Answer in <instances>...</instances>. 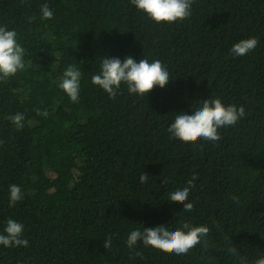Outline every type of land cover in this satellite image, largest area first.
<instances>
[{
  "label": "trees",
  "instance_id": "16d2710c",
  "mask_svg": "<svg viewBox=\"0 0 264 264\" xmlns=\"http://www.w3.org/2000/svg\"><path fill=\"white\" fill-rule=\"evenodd\" d=\"M45 3L54 12L50 20L42 16ZM4 26L17 32L25 68L0 79V233L14 219L29 246L0 245V264L264 258V0H195L191 16L171 24H157L130 0H0ZM252 37L253 51L232 54L235 43ZM128 55L159 59L169 84L144 98L122 84L110 99L91 77L102 57ZM70 64L82 73L78 103L59 87ZM211 98L244 106L246 116L219 129L218 142L171 138L176 114L190 115ZM17 113L25 117L20 130L8 119ZM193 175L194 210L184 212L169 194ZM12 184L24 196L14 207ZM183 223L208 226L207 244L180 255L142 242L127 247L137 228L174 231Z\"/></svg>",
  "mask_w": 264,
  "mask_h": 264
},
{
  "label": "clouds",
  "instance_id": "9594fccd",
  "mask_svg": "<svg viewBox=\"0 0 264 264\" xmlns=\"http://www.w3.org/2000/svg\"><path fill=\"white\" fill-rule=\"evenodd\" d=\"M138 11L144 12L157 24L175 23L188 19L192 14V6L195 0H130ZM42 16L45 20L54 17L53 10L47 3L41 7ZM258 44L255 37L240 40L232 46L231 52L235 56H245L253 51ZM25 49L17 43V32L7 30V26L0 27V79H7L14 76L19 70L25 68ZM82 73L74 65H68L60 80L59 87L67 94L71 102L78 103L80 97V81ZM170 73L167 67L156 59L149 62L148 59L137 61L131 55L123 60L118 57H102L100 70L92 75L91 82L104 90L110 99H115L120 94L121 85L127 86L129 94L138 95L144 98L154 88H165L170 82ZM37 113H41L37 109ZM246 116L245 107H237L235 104L225 106L220 98H211L202 101L201 105L192 111V114H176L174 122L168 128L171 138L179 139L185 143L195 144L200 139L209 142H218L222 139L219 129L227 126H234ZM16 126L17 130L24 127V115L17 113L8 117ZM2 143V142H0ZM148 174L142 173L141 184L148 180ZM198 179L196 175L187 182V186L177 189L169 194L170 202H177L183 205L184 212H192L194 203L188 202L189 194ZM168 181L165 179L164 183ZM24 199L22 190L16 184L9 188V206L14 207L17 202ZM210 229L208 226H192L183 223L174 231H170L165 226L143 227L131 231L127 237V247L133 249L137 242H142L145 246H151L165 253H175L177 255L186 254L198 244H207L206 237ZM24 225L14 219H8L3 233H0V245L11 247L29 246L27 239L23 238ZM102 246L107 250L112 246V239L109 236L102 242ZM228 252L239 256L235 247H229ZM139 255L140 253H136ZM240 264H264V258L248 261L244 256H239Z\"/></svg>",
  "mask_w": 264,
  "mask_h": 264
}]
</instances>
